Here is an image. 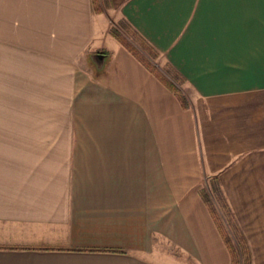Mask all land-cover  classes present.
<instances>
[{
    "label": "crops",
    "instance_id": "1",
    "mask_svg": "<svg viewBox=\"0 0 264 264\" xmlns=\"http://www.w3.org/2000/svg\"><path fill=\"white\" fill-rule=\"evenodd\" d=\"M94 1L0 0V264H231L219 173L264 264V0Z\"/></svg>",
    "mask_w": 264,
    "mask_h": 264
},
{
    "label": "rangeland",
    "instance_id": "2",
    "mask_svg": "<svg viewBox=\"0 0 264 264\" xmlns=\"http://www.w3.org/2000/svg\"><path fill=\"white\" fill-rule=\"evenodd\" d=\"M97 5V0L94 1V6ZM103 6L104 10L107 8L106 3L105 6L101 1V5L99 7ZM101 9V8H100ZM110 21L113 24H116V22L114 21V18H110ZM118 30H115L119 36H121L125 41L127 40L140 54V56H143L144 58H146V60H148V62H150V64L154 65L159 73L166 78L167 80H169V84L174 87L179 93V100L183 101V97L181 96L180 91L176 88V86L179 85V82L177 81V79L175 78V76L173 75V73L169 70H167V68H165L159 61L157 58H153L154 56L152 55V53H150L149 50H146L143 46V44L139 41V39L137 38V36H135L132 32H130L129 30H127L124 26L121 27L120 23H118ZM114 26V25H113ZM249 178L251 176V180H255V174H248ZM249 178H247V180H249ZM216 180V181H215ZM232 180V179H231ZM201 185H203V194L206 199H208L209 204L212 208V210L216 213V215H218V218L220 220V222L223 224V228L225 230V235H224V239H226L228 241V244L231 246L232 250L236 253V256L239 260V251H243L244 247L242 246V243L240 242L239 237L237 236L236 231L233 230V227L230 228L229 226L227 227V225L224 223V216L227 218L228 215H225L228 213V207L227 205L224 203V194H223V174L219 173V174H215V175H210L209 177H207L206 179L204 178V181L200 182ZM253 190V189H250ZM228 191V190H227ZM248 194H253V191H248ZM232 197L235 196L234 192H231L230 194ZM264 195V194H263ZM248 196V197H252ZM235 198V197H234ZM233 198V199H234ZM235 206H232L233 211ZM228 222V220H227ZM223 233V231H222ZM155 243H157L155 241ZM177 257V256H175ZM240 257H243V254L240 255ZM240 263V262H239Z\"/></svg>",
    "mask_w": 264,
    "mask_h": 264
},
{
    "label": "trees",
    "instance_id": "3",
    "mask_svg": "<svg viewBox=\"0 0 264 264\" xmlns=\"http://www.w3.org/2000/svg\"><path fill=\"white\" fill-rule=\"evenodd\" d=\"M111 35L123 46V47H125L126 49H128V51H130L133 55H136V57L138 58V59H140V61L149 69V71L154 75V76H156V78H160L161 79V77L159 76V74L156 72V70L152 67V66H150V65H148V63L145 61V60H143L142 58H140V56L134 51V49L132 48V47H130L127 43H126V41L121 37V36H119L115 31H111ZM144 46V45H143ZM144 48L146 49V50H149L148 48H146L145 46H144ZM150 51V50H149ZM150 53H152L151 51H150ZM153 55V54H152ZM167 85H168V88L172 91V93L177 97V98H179L180 96H179V93H177L178 91L174 88V87H172L169 83H166ZM222 239L224 240V243L226 244V248L228 249V251H229V254H230V262H231V264H248V254H247V252L245 251V248L243 249V251H239V260H238V258H237V256H236V253L232 250V248H231V246L228 244V241L226 240V239H224V236L222 237ZM242 245H243V243H242ZM244 247V246H243ZM241 254H243V257L241 258L240 257V255ZM240 262V263H239Z\"/></svg>",
    "mask_w": 264,
    "mask_h": 264
},
{
    "label": "water",
    "instance_id": "4",
    "mask_svg": "<svg viewBox=\"0 0 264 264\" xmlns=\"http://www.w3.org/2000/svg\"><path fill=\"white\" fill-rule=\"evenodd\" d=\"M104 56H102L101 54H95L91 57V59L93 60V67L94 69H101V62L103 60Z\"/></svg>",
    "mask_w": 264,
    "mask_h": 264
}]
</instances>
